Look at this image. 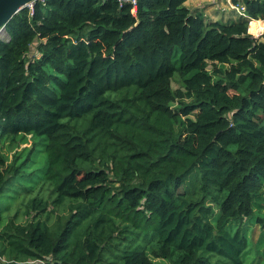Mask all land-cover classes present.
<instances>
[{"label":"trees","instance_id":"1","mask_svg":"<svg viewBox=\"0 0 264 264\" xmlns=\"http://www.w3.org/2000/svg\"><path fill=\"white\" fill-rule=\"evenodd\" d=\"M187 1L35 0L5 24L0 264L261 259L264 0L230 24Z\"/></svg>","mask_w":264,"mask_h":264},{"label":"rangeland","instance_id":"2","mask_svg":"<svg viewBox=\"0 0 264 264\" xmlns=\"http://www.w3.org/2000/svg\"><path fill=\"white\" fill-rule=\"evenodd\" d=\"M185 5L193 10V9H198L201 10V12L205 15V20L206 21H220L224 24H230L233 21L237 19H241L238 15V12L234 9V6L230 0H188ZM28 7H32L31 4ZM250 24V23H249ZM258 30L263 31L264 30V23L258 24ZM249 32V30H248ZM249 34H251L249 32ZM263 34V33H262ZM255 38L259 37V35H253ZM8 36L6 33L3 31L0 32V40H7ZM172 87L174 89H177L180 87V85L176 82H172ZM29 145V143L27 144ZM27 145H22V147H25ZM256 257V256H254ZM252 256H248L244 264H264V254L261 256V259L258 261ZM215 257L211 258V261L214 262ZM158 264H162V262L158 261ZM167 264V263H166Z\"/></svg>","mask_w":264,"mask_h":264},{"label":"water","instance_id":"3","mask_svg":"<svg viewBox=\"0 0 264 264\" xmlns=\"http://www.w3.org/2000/svg\"><path fill=\"white\" fill-rule=\"evenodd\" d=\"M35 0H0V32L5 24L23 8L31 6Z\"/></svg>","mask_w":264,"mask_h":264},{"label":"built area","instance_id":"4","mask_svg":"<svg viewBox=\"0 0 264 264\" xmlns=\"http://www.w3.org/2000/svg\"><path fill=\"white\" fill-rule=\"evenodd\" d=\"M118 2H119L121 5H123V4H128V5H130V6L132 7L133 11L135 12L139 0H118ZM230 2H231V0H230ZM234 9L238 12V15H239L240 17H242L243 19H249L248 15H247L246 12H245L244 7L237 5V6H234ZM250 22H251V21H250ZM250 22H249V23H250Z\"/></svg>","mask_w":264,"mask_h":264},{"label":"bare ground","instance_id":"5","mask_svg":"<svg viewBox=\"0 0 264 264\" xmlns=\"http://www.w3.org/2000/svg\"><path fill=\"white\" fill-rule=\"evenodd\" d=\"M260 23H262V22H260ZM259 31V30H258Z\"/></svg>","mask_w":264,"mask_h":264}]
</instances>
